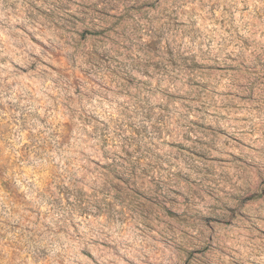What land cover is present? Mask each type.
I'll list each match as a JSON object with an SVG mask.
<instances>
[{
  "label": "clouds",
  "instance_id": "clouds-1",
  "mask_svg": "<svg viewBox=\"0 0 264 264\" xmlns=\"http://www.w3.org/2000/svg\"><path fill=\"white\" fill-rule=\"evenodd\" d=\"M0 264H264V0H0Z\"/></svg>",
  "mask_w": 264,
  "mask_h": 264
}]
</instances>
